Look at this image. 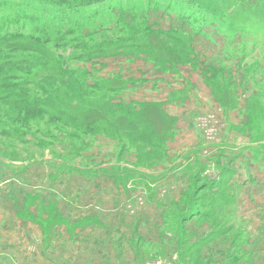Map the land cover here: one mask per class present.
Instances as JSON below:
<instances>
[{"label":"rangeland","instance_id":"1","mask_svg":"<svg viewBox=\"0 0 264 264\" xmlns=\"http://www.w3.org/2000/svg\"><path fill=\"white\" fill-rule=\"evenodd\" d=\"M126 13L129 14L126 16L147 23L160 21L165 29L174 27L177 33L173 40L176 37L182 39V43L187 44L190 52L193 49L197 57L208 55L210 59L206 64H217L222 79L228 80L232 86L231 100L227 98L225 104L216 100L225 114L222 115L218 106L207 113H202L201 109L181 110L187 114L186 124L191 128L188 137L186 134L189 140L186 144H190L194 135L200 134L202 145L190 150L196 151L187 155L190 164L168 173L153 176L148 167L150 164L142 162L135 164L142 167H134L135 153H126L119 163L122 166L120 171H132L115 174L119 177L133 176L130 181L137 180L143 184L141 187L134 184V188H139L136 190L127 187L128 193L118 178L108 174L114 171L112 168L115 166L111 165L114 159L117 160L119 150L115 140L103 135L105 126L98 130L101 135L77 132L79 138L76 141L58 133L55 128L50 130L53 139L42 136L36 131V125L43 127L41 123L30 126L28 131L31 132L27 136L31 138H28L30 143L27 145L20 143L25 137L6 139L0 136V164L10 170L0 171V183L16 180L35 191L43 183H52L50 178L55 177L52 166L57 163L63 170L57 166L56 172L59 178L65 179L66 185L62 181L58 185L53 184L52 192L61 198L60 209L73 216L41 218L46 211L48 214L51 212L54 194L44 193L42 198L31 196L32 203L38 202L34 209L37 217L28 213L22 218L28 222L23 233L18 235L20 240L15 234H7L0 241V264H264V143L254 144L264 140V0H0V49L12 55L16 52L11 49L18 47L37 49L48 59H55L56 53H60L62 62L67 60L68 67H85L91 64V60H71L74 53L85 48L80 43H84L92 33L98 34L105 28L113 30V21ZM168 31L172 37L171 30ZM106 36L104 34L103 38ZM31 37L43 40L50 37L53 42L42 50ZM27 53L24 52L23 56L26 57ZM146 57L142 53L116 55L112 59L101 57L107 64L102 74H109V78H103L102 85L125 86L114 74L117 69L125 70L137 79L138 68L145 69L151 64H142ZM100 60L92 65L100 64ZM186 64H177L175 74L179 75V68L185 73L183 66ZM193 68V72L201 71L205 77L203 65L198 66V61L193 63ZM18 69L14 67L11 72L22 77V81L39 79L40 69ZM87 73V79L92 83L90 72ZM139 86L138 82L128 85L123 94H112L113 103L132 92L133 99L146 100L148 95L137 91ZM238 87L242 91L236 89ZM192 92L195 91L191 89ZM211 92L213 95L214 90ZM152 93L159 94L158 91ZM163 97L161 92L160 98ZM243 98L248 104L243 102ZM95 101L87 103L86 107H95ZM236 108L241 109V116L236 114L235 123H244L241 121L243 112L247 118L241 128L234 126L225 116L229 109L233 111ZM1 110L6 111L7 108L0 106V113ZM193 111L195 115H190ZM249 115L253 117L246 128ZM5 118L0 115V131L5 129ZM147 120L154 135H159L161 124L153 119ZM41 132H45L44 127ZM42 140L45 146L39 148L38 144L34 145ZM56 140L58 142L53 145ZM195 141L199 143L197 139ZM242 141L250 143L249 149L242 147ZM66 144L72 147L64 148ZM90 147L95 149L94 155L99 156L91 160V166L109 161L107 164L112 171L107 165L98 170L99 166L92 168L86 163L81 153ZM243 149L250 164L258 165V168L251 169L253 175L248 176L249 170L247 172L244 166L243 160L247 161V158L242 153ZM68 155L74 156L69 161L73 169L63 167L67 165ZM220 161L230 172L226 184L227 203L211 217L200 216L192 207L193 195H198V201L213 198L202 183H217L212 189H222L219 187L222 176ZM133 169L153 180H143ZM84 176L85 179L104 178L101 183L103 193L98 191L100 180H97L98 186H91L97 192L83 193ZM13 186L12 183L9 189L12 190ZM16 187L17 184L14 190ZM155 187L176 205L172 204L167 211L172 202L166 207L157 201L152 205V212L148 197ZM140 192L142 196H138ZM41 199L49 200L48 207ZM70 208L73 209L70 211ZM83 215L90 218L81 217ZM31 223L40 229L41 234ZM56 231L59 232L55 234Z\"/></svg>","mask_w":264,"mask_h":264},{"label":"trees","instance_id":"2","mask_svg":"<svg viewBox=\"0 0 264 264\" xmlns=\"http://www.w3.org/2000/svg\"><path fill=\"white\" fill-rule=\"evenodd\" d=\"M85 5L91 4L86 3ZM126 15L129 14L126 13L120 19L113 21V30L105 28L98 34L88 35L87 37H90L91 40L84 39V43L81 42L80 45L82 47L84 45L85 48H82L80 53H74L71 60L87 61L100 57L142 53L163 71L173 68L175 64L191 62L192 50L190 52L187 44L182 43V39L176 37V40H173L174 34L177 33L174 27L170 29L171 37L169 31L154 30L151 23ZM104 34L107 36L103 38ZM188 36L191 42V36ZM31 40L42 50L47 49L48 45L53 42L50 37H46L44 40L40 37H31ZM11 50L16 54L12 55V53H6L0 49V106L7 108L6 111L1 110L0 113V115L6 116L4 119L5 129L0 131V136L6 139L17 136L22 139L28 132H31L28 131L30 126H33L34 123H41L45 132H41L43 128L41 125H36V131L42 136L53 139L54 135L50 130L55 128L58 129V133L66 134L69 139L76 141L79 138L77 132H91L96 135L101 133L98 130L105 126L103 134L111 137L117 143L118 162H122L125 154L132 151L135 153L136 159L134 167H142L135 166L141 162L150 164V166L162 162L165 157V143L172 135L174 120L163 114L159 104L129 103L124 105L122 102L113 103L112 94L120 92L123 85L115 87L107 86L105 83L102 85L104 79L91 74L92 83H90L87 79L88 71L84 67H80L83 69L68 67L67 60L62 62L60 53H56L55 59H48L42 56L37 49L33 51L18 47ZM24 52H28L26 57L23 56ZM14 67L25 71L40 69L39 79L22 81V77L11 72ZM209 73L210 75H205V82L214 90L216 99L225 104L224 101L227 98L231 100L230 89L232 86L230 82L222 79L219 71L209 70ZM93 100H96L95 107H86V104ZM251 117L253 115H250ZM147 118L161 124L159 135H154L153 127ZM37 144L39 148L45 146L43 140ZM112 169L114 171L108 174L118 178L122 184L133 178V176L123 175L119 177L115 174H126L131 172V169L120 171L121 166L119 165H115ZM133 170L141 175L140 178L143 180H153L149 176ZM229 174L228 171L224 176L229 177ZM224 183L226 182L220 181L219 187H222L223 190L219 188L217 191L212 189L217 183H202L206 192L213 198L209 201H204V199L198 201V195H193L194 205L192 207L197 214L211 217L220 211L223 204L227 203ZM151 197L150 194L149 198ZM172 204L176 205L172 202L168 206L169 202L167 203V211L170 207L172 208Z\"/></svg>","mask_w":264,"mask_h":264},{"label":"crops","instance_id":"3","mask_svg":"<svg viewBox=\"0 0 264 264\" xmlns=\"http://www.w3.org/2000/svg\"><path fill=\"white\" fill-rule=\"evenodd\" d=\"M161 26H162V24L160 23V21L155 23V24L152 23L153 29L169 30V27L167 29H165V28H162ZM201 59H203V62H201ZM209 59L210 58L208 57V55L203 56V57H200V56L197 57L196 56L194 58H193V56H191V62H188L186 65L183 66L185 73H183V71H180V68H179V75L175 74V72L178 71V65L177 64H175L173 66V68H169V70L161 71L155 66V63L151 59H149V57H146L145 60L142 61V64L145 65V64H147V62L151 63V64L147 65L148 68H145V69H142L141 67L138 68V71H139L138 75L139 76L137 77V79L134 78L133 74L128 75L125 72V70L117 69L114 73L115 75H118L119 78L121 79V81L124 82V84H125V86L123 85L121 88V91L118 93L125 92L128 85H132V84L139 82L140 86L137 88V91L139 90V91L146 93L148 95L146 100H144V99H140V100L139 99H133L132 96L134 93L132 92L131 94L127 95L126 97H123L122 100L120 99L118 102H122L124 105L129 104V103L159 104L160 109H162L163 114L166 116L168 114L169 118L174 120L173 131H172L173 137L171 139L167 140V142L165 143V153H166L165 157H163L162 162L155 164L153 166H150V168H149L151 171V174H153V176H160L163 173H168V172L172 171L174 168L178 169L180 166L190 164V163H188L189 159H188L187 155L188 154L193 155V154H190L189 152H196V151H190V150H192L194 147H200L202 145V141L200 139V136H201L200 134L198 136L194 135L193 136L194 138H192V140L190 141V144H186V141L189 142L188 138L186 139V134L188 137L189 136L188 133H191V130H190L191 128L188 127L186 124V122L188 123L187 114L181 110L201 109L202 113H207L209 111H214L215 108L218 106L221 109L222 115L225 114V113H223V108H221L220 105L216 102L217 99H216L214 93H213V95H214V97H213L212 92H211L212 87H210L205 82V80H204L205 77H203L201 75V71L200 72H198V71L193 72L195 70V68H193V63H196L198 61V66L200 64L203 65L202 70H203L204 76L210 75V73H208L209 70L210 71L211 70L219 71V73H221L220 69L217 68V64H213V62H209L206 64V62ZM101 62H102V64L96 65V68L94 69V71L96 74L99 73L101 77L109 78V74H107V75L102 74V71L104 69H106V67H107L106 61L103 60ZM103 62H104V64H103ZM187 65H190V66H187ZM148 69H153V71L150 72V70H148ZM90 70H93V69H90ZM169 84H171L170 87H168ZM245 84H248V83L245 82ZM167 89H168V91H166ZM191 89L194 90L195 92L191 93ZM236 89L241 90L240 87H238ZM154 91H158L159 94H156V93L151 94V92H154ZM161 92L164 93L163 98H160ZM243 93H246L248 95L247 91H243ZM243 102H244V100H243ZM244 103L248 104L247 99ZM167 111H172V113L170 114ZM240 113H241V109L236 108L233 111L229 109L225 116L229 121H232L234 123V126L237 125L238 128H241L243 125L246 124L247 118H246L245 113L243 112V114H242L243 119H241V121L244 123L243 124L235 123L234 120L236 119V114L241 116ZM190 115H195V111H193ZM249 122H250V115L248 117V124H247L246 128L249 126ZM97 134H100V133H97ZM24 137H25L24 142H20V143L27 145L28 143H30L28 138H31V137L27 136V135ZM195 139H197L199 141V143L197 141H195ZM57 142H58V140L54 141L53 145L56 144ZM194 142L195 143L197 142V144H195V146L191 147V145L194 144ZM262 143H264V140H262V141L260 140L254 144H262ZM219 144L217 143L216 146H219ZM34 145L37 146V143H34ZM53 145L51 146V148L53 147ZM60 147H61V144H60ZM71 147H72L71 145H68V148H71ZM242 147L249 149L248 147H250V143L249 142L245 143V141H242ZM92 149H93V147H90V148L86 149L85 151H82V153H81V154H83L85 160L87 161L86 163L89 164V166H91V160L99 158L98 155H94L96 153L95 149H93V150ZM198 152H199V150H198ZM242 153L245 156V149H243ZM73 157L74 156L68 155L69 160L66 161L67 162L66 164L68 166L67 165L63 166L64 168H66V169L72 168L73 169V167H71L72 165H70V162H69L70 160L73 159ZM245 157L247 158V161L243 160V163H244V166H246L247 172L249 170L248 176L250 174L253 175L251 172V169L252 168H258V165L257 166L251 165L248 157L247 156H245ZM108 162L109 161L100 162V163L94 164L91 167L95 168V167L99 166L97 169H101L102 167H105L107 165L110 169L111 166L119 165V163H121V162H118L116 159H114L112 161L114 164H112L110 166L107 164ZM134 162H136V159ZM134 162L132 163V165H134ZM197 163H198V161L196 162V164ZM262 163H264V162H262ZM220 165H221V161H220ZM57 166H61V165L55 163V165L52 166L54 169L53 176H55L54 178L53 177L50 178L52 183L50 185H45L43 183L41 188L35 189V191L30 190V188L27 187L26 183H24V182L19 183L16 180L15 181L8 180L6 183H3V184L0 183V241L4 237H7V234H15L17 236V238L20 240L18 235L23 233V227L26 228V226H27L26 224L28 222V221H22V218L26 217L28 213H30L34 217H37V214L34 212V209H36L38 202L32 203L31 199H30L31 196H35L37 198H42L41 195L44 193H49V194L53 193L54 194V195H52V194L51 195L53 197H55V199L52 201V204H54L55 208H54V206L53 207L51 206L52 207L51 212H49V214H48V211H46L44 214L41 215V218H46V217H54V218L73 217L70 215L69 211L65 212V211L60 209V206H62L61 198L58 197V195L56 196L55 192H52V190L54 188L53 184L58 185V183L62 181V183H64V185H66L65 179L59 178L60 175L56 172ZM84 166H85V164H84ZM119 166H121V165H119ZM37 169L38 168L35 167V170H37ZM60 169L63 170L62 166L60 167ZM1 170L10 171L9 169H7L6 166L0 164V171ZM227 172H228L227 168H224L222 166L221 173L223 176L221 177L220 181L226 182V183H224L225 191L227 188L226 184H227L228 177H226L224 175H226ZM181 175L183 176V174H181ZM176 178H178V177H176ZM183 178H184V176H183ZM97 180H100V185H99L98 191L103 193L104 189L102 186L103 184H101V183H102V181H104V178H102L100 176H98V178H95V179L94 178L92 179V177L85 179V176H84L83 193L91 194L92 191L97 192L96 189L95 190L91 189L92 184L95 186H98ZM95 182H97V183H95ZM12 183L14 184V186H13V189L11 190V189H9V187H10V185H12ZM15 184H17V187L14 190ZM134 184H136L138 187H141L143 185L142 183L138 182L137 180H132V181L128 180V181H125L123 184L121 183V186L123 187V185H124L125 186L124 191L126 193H128L129 188H133L134 190L139 189V188H134ZM127 185H129V186H127ZM127 187H128V189H127ZM151 192H152V194H151L152 197L151 198L148 197V198H149V206L151 207L152 212H153L152 205L155 202H157V201L163 202L164 205H167L168 202L169 203L172 202L170 197L165 196L156 187ZM142 195H143V193H141V192L138 193V196H142ZM48 201L49 200L45 201L44 199H41V202L46 204L47 207H48V203H49ZM29 202L31 203V205H29ZM67 202L70 203V200H68ZM157 206L160 207L161 204L158 203ZM72 209L73 208H70V211ZM55 213H57V215ZM85 216H88V215H83L81 217L90 218V217H85ZM121 216L124 217V214L121 213ZM76 223H79V221H77ZM32 225L36 228V230L40 231V229L36 225H34V224H32ZM72 230H73L72 232L75 231L74 229H72ZM58 232L59 231H56L55 234H57ZM38 234H41V231L38 232Z\"/></svg>","mask_w":264,"mask_h":264}]
</instances>
